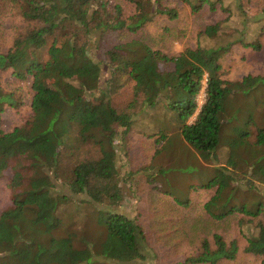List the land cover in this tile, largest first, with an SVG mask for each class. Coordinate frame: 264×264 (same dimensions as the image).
Returning <instances> with one entry per match:
<instances>
[{
	"label": "trees",
	"instance_id": "trees-1",
	"mask_svg": "<svg viewBox=\"0 0 264 264\" xmlns=\"http://www.w3.org/2000/svg\"><path fill=\"white\" fill-rule=\"evenodd\" d=\"M168 2L0 0V74L29 80L30 90V112L4 131L3 112L23 97L0 81V177L10 172L11 194L0 212V264H140L146 250L155 251L156 264H238L239 241L226 234L232 229L245 238L242 255H260L264 264V74L226 80L220 62L237 43L264 53L262 31L247 35L245 13L264 11V0ZM203 6L238 14L241 27L229 33L222 24L228 35L218 40L217 25L206 24L194 46L164 51L168 35L179 39L184 9L195 15ZM122 90L128 98L116 107L108 96ZM160 101L181 139L216 166L201 185L210 194L201 216L188 213L189 199L151 194L157 151L141 167L147 188L136 181L145 200L138 218L117 209L125 194L115 143ZM72 203L80 205L73 213Z\"/></svg>",
	"mask_w": 264,
	"mask_h": 264
},
{
	"label": "rangeland",
	"instance_id": "rangeland-1",
	"mask_svg": "<svg viewBox=\"0 0 264 264\" xmlns=\"http://www.w3.org/2000/svg\"><path fill=\"white\" fill-rule=\"evenodd\" d=\"M223 1L224 4L229 2V0ZM168 3L170 5H177L178 0H169ZM245 10L248 18L246 22L248 27L246 30L247 35L256 36L259 31H262L259 38L262 43H264V11L255 7H247ZM189 11V8H185L181 13V17L184 18L185 21H179L175 24V26L180 28V33L177 36L179 39L175 40L172 38V35H168V37L161 42L160 46L164 51L172 54L180 52L185 45L194 46L197 32L206 24L217 25L218 36H220L218 40L227 39L226 36L228 34L224 35L222 24L227 25V31H229V33L232 32V26L241 27V21L239 19L241 17L236 13L227 17L228 14L220 9L209 12L207 6H203L195 15H192ZM226 18L229 19L226 20ZM184 22H186V25ZM160 23L168 24V21L163 17ZM203 40L204 43L206 42L208 45L213 43L208 38H204ZM220 62L223 71L222 78L226 80L240 79L248 74H264V53L261 51H253L240 43L235 44L229 52L223 54L220 58ZM107 77V68H103L100 81L103 87L105 86ZM0 81L5 84L7 88L14 86L18 87L23 97V102L20 106L15 108L8 107L2 114L1 128L4 131H10L30 112L29 80L22 83L17 82L13 79L11 72H6L0 74ZM200 94L201 93L198 94L199 96L197 95V110L203 102V98ZM108 97H110L111 103L118 107L125 103L128 98V93L122 90ZM168 117V109L164 107V102L160 101L154 108H147L146 111L138 115L126 139L122 141L119 137L115 143L118 148L116 164L119 166L120 171H122L121 183L125 194L123 205L117 209L127 213L130 217L138 218V206H142V204L145 203V200L140 198L141 191L136 181L139 183L142 182L141 188H147L143 176L146 175L148 171L141 167L150 162L155 151L158 152L155 159L156 166L153 172H151L150 177H154L156 187L152 189L151 194L154 197H160L162 199H166V197L169 196L175 202L189 199L195 203V207H191L192 210H188V213L196 215L195 217L203 214L201 205L208 199L210 194L208 191H205L201 185L214 176L216 166L214 163L204 161L198 155H195L196 151L181 139L180 134L177 133V130L174 128L173 120L171 119V126L170 118L168 119ZM192 119L193 117L190 118V120ZM168 128L170 129L168 130ZM168 131L170 132L169 135ZM226 134H231L230 127L225 131L224 135ZM220 151L221 154L226 152V147L223 144H220ZM184 152L186 154L182 156ZM131 170L134 172L136 171V173L129 179L127 178V174L128 171ZM9 179L10 172L0 177V212L11 204V194L8 187ZM261 190L264 192L263 188ZM73 198L75 201H79L81 196L74 195ZM227 205H229V201ZM67 207L71 213H73V209H80V205H76V203L68 204ZM89 208L88 212L91 211V207ZM141 219L146 220V218ZM71 222L72 219L70 217L68 223ZM74 224L76 225V222H74ZM232 230L234 232H232ZM232 230H228L226 234L228 236H235L239 241L238 264H259L261 259L260 255H242L243 247L245 246V238L239 232L234 229ZM145 252L147 257L145 260H140V264H156L155 251L146 250Z\"/></svg>",
	"mask_w": 264,
	"mask_h": 264
},
{
	"label": "built area",
	"instance_id": "built-area-1",
	"mask_svg": "<svg viewBox=\"0 0 264 264\" xmlns=\"http://www.w3.org/2000/svg\"><path fill=\"white\" fill-rule=\"evenodd\" d=\"M205 85V84H204ZM203 88H204V86L202 87V89L200 90V92L199 93H201L200 94V96L204 99V91H203ZM198 93V94H199ZM199 96V95H198ZM198 100V99H197ZM200 101V100H199Z\"/></svg>",
	"mask_w": 264,
	"mask_h": 264
}]
</instances>
